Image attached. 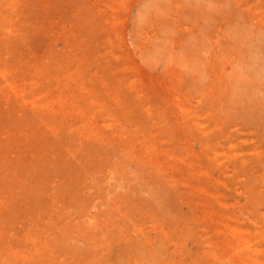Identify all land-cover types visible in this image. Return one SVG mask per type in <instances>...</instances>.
<instances>
[{
  "label": "rangeland",
  "instance_id": "1",
  "mask_svg": "<svg viewBox=\"0 0 264 264\" xmlns=\"http://www.w3.org/2000/svg\"><path fill=\"white\" fill-rule=\"evenodd\" d=\"M0 264H264V0H0Z\"/></svg>",
  "mask_w": 264,
  "mask_h": 264
}]
</instances>
